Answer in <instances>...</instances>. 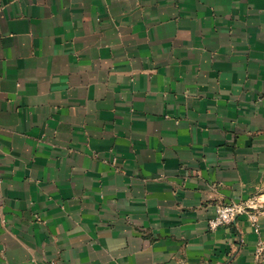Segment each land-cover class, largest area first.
<instances>
[{
    "label": "crops",
    "instance_id": "obj_1",
    "mask_svg": "<svg viewBox=\"0 0 264 264\" xmlns=\"http://www.w3.org/2000/svg\"><path fill=\"white\" fill-rule=\"evenodd\" d=\"M259 196L216 231L217 207ZM264 0H0V264H264Z\"/></svg>",
    "mask_w": 264,
    "mask_h": 264
},
{
    "label": "built area",
    "instance_id": "obj_2",
    "mask_svg": "<svg viewBox=\"0 0 264 264\" xmlns=\"http://www.w3.org/2000/svg\"><path fill=\"white\" fill-rule=\"evenodd\" d=\"M262 208L259 196H254L239 203L232 202L220 205L217 207L215 217L209 221V228L212 231H216L222 227L230 226L243 213H250L251 220L256 225ZM256 256L258 260L264 261V245L258 247Z\"/></svg>",
    "mask_w": 264,
    "mask_h": 264
}]
</instances>
